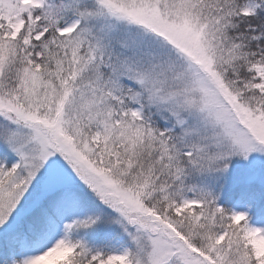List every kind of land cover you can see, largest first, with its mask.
I'll list each match as a JSON object with an SVG mask.
<instances>
[{"label":"snow or ice","instance_id":"obj_1","mask_svg":"<svg viewBox=\"0 0 264 264\" xmlns=\"http://www.w3.org/2000/svg\"><path fill=\"white\" fill-rule=\"evenodd\" d=\"M0 264H264V0H0Z\"/></svg>","mask_w":264,"mask_h":264}]
</instances>
